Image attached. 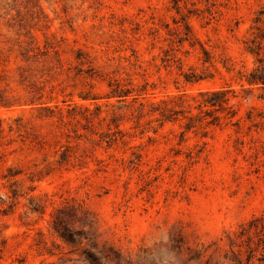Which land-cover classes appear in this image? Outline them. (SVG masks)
Segmentation results:
<instances>
[{
  "label": "rangeland",
  "instance_id": "rangeland-1",
  "mask_svg": "<svg viewBox=\"0 0 264 264\" xmlns=\"http://www.w3.org/2000/svg\"><path fill=\"white\" fill-rule=\"evenodd\" d=\"M256 68L264 0H0V264H264Z\"/></svg>",
  "mask_w": 264,
  "mask_h": 264
},
{
  "label": "trees",
  "instance_id": "trees-1",
  "mask_svg": "<svg viewBox=\"0 0 264 264\" xmlns=\"http://www.w3.org/2000/svg\"><path fill=\"white\" fill-rule=\"evenodd\" d=\"M246 81L250 84H258L264 88V69L260 71L259 69L256 68L254 71L250 72V76L246 77ZM227 93H228L227 89H218V90H213L211 92L203 93L206 96L208 95V98L203 101L204 105L206 106L209 105L214 110L225 109L226 108L225 103L228 99ZM63 212L64 210H60L59 214L56 216V220L54 221L56 230L58 231L59 235L66 241H69L72 243L81 242L79 239H77L80 233H77L74 236L73 232L69 231L67 227L68 221L66 219V215L63 214ZM86 214L88 216V212H86ZM86 224L89 226V230L84 233V238L87 239L89 243L88 247L90 248L88 247L84 248V251H83L84 256L86 257V259H88L90 264H100L99 261L102 258H106L108 255L104 254V252L100 248L97 247V242L95 241L94 231L91 230L92 225H93V219L91 218L90 220H88ZM263 242H264V236H263ZM251 252L252 250L250 251V254L247 257L248 261L252 256ZM262 252H264V247L262 249ZM114 257L116 259V264H119V258H120L119 254L115 253Z\"/></svg>",
  "mask_w": 264,
  "mask_h": 264
}]
</instances>
